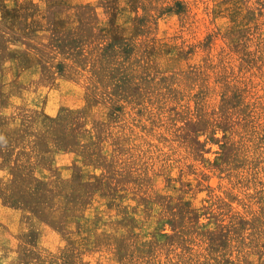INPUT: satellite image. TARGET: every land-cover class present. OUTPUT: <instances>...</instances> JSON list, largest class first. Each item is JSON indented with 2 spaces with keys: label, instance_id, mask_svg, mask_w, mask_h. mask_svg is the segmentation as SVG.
I'll return each instance as SVG.
<instances>
[{
  "label": "rangeland",
  "instance_id": "obj_1",
  "mask_svg": "<svg viewBox=\"0 0 264 264\" xmlns=\"http://www.w3.org/2000/svg\"><path fill=\"white\" fill-rule=\"evenodd\" d=\"M0 264H264V0H0Z\"/></svg>",
  "mask_w": 264,
  "mask_h": 264
}]
</instances>
